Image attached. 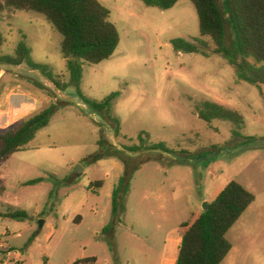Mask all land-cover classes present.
<instances>
[{"label":"rangeland","instance_id":"374dc122","mask_svg":"<svg viewBox=\"0 0 264 264\" xmlns=\"http://www.w3.org/2000/svg\"><path fill=\"white\" fill-rule=\"evenodd\" d=\"M99 1L110 11L120 43L109 60L83 65L80 88L97 101L119 93V137L80 97L54 26L35 12L0 13L2 55L15 56L24 40L32 59L50 66L61 86L26 65L0 63V95L8 96L7 108H22L10 118L0 115V130L51 104L58 108L26 150L0 167V264H86L91 258L96 262L88 264H162L172 240L171 258L176 253L177 260L183 226L231 181L255 201L227 233L232 250L221 264H264V65L238 58L246 80L240 79L234 66L213 53L208 37L202 39L209 57L175 52L173 39L200 37L190 0L166 11L141 0ZM226 45L233 50L229 29ZM203 101L239 112L246 122L242 137L234 136L229 122L201 120L196 107ZM141 133L169 151L129 153ZM97 154L105 157L93 161ZM127 166L135 170L126 211L110 230L112 194ZM15 213L28 217L15 220Z\"/></svg>","mask_w":264,"mask_h":264},{"label":"trees","instance_id":"16d2710c","mask_svg":"<svg viewBox=\"0 0 264 264\" xmlns=\"http://www.w3.org/2000/svg\"><path fill=\"white\" fill-rule=\"evenodd\" d=\"M141 1L148 7L166 11L181 0ZM190 1L197 11L200 37L173 39L171 44L175 52L209 57V45L202 39L208 37L215 46L213 53L223 56L234 66L240 79L246 80L241 74L242 66L238 58L253 59L256 63L264 65V0H221V3L217 0ZM8 9L41 14L54 26L55 31L62 37L61 52L80 97L94 112L101 114L112 124L115 136L119 137L121 123L114 114L119 93H112L104 100L97 101L85 97L80 88L83 65H97L109 60L120 43L119 31L110 21V11L99 0H0V13ZM228 29L233 37V50L226 45ZM4 44L5 40L0 34V63L16 67L26 65L31 71L46 77L53 85L61 87L58 80H55L50 66L36 63L32 59L31 49L24 40L17 45L13 57L2 55ZM37 87L46 89L41 83H38ZM57 109L55 104H51L33 116L21 119L11 128L0 130V167L15 153L26 150L38 132L50 124ZM196 114L207 123L214 120L229 122L233 125L234 136L242 137L246 122L236 110L216 102L203 101L196 107ZM142 135L143 133L138 137L139 145L126 148L129 153H138L141 150L169 151L163 143L149 144ZM98 144L103 146L106 143L99 141ZM114 155L123 157V152L117 151ZM103 157V154H97L92 160L97 161ZM134 170L127 166L124 176L113 191V219L108 228L110 230L117 220L121 221L119 215L126 211ZM38 182L40 181L29 184ZM102 186V181L96 183L97 188ZM4 190L0 178V193ZM254 201L255 196L251 192L236 181H231L217 198L208 204L206 211L191 225L183 226L186 230L178 246L176 264H221L232 250V244L226 237L227 233ZM10 217L23 220L28 216L26 213H15ZM94 262L95 258L84 261L86 264Z\"/></svg>","mask_w":264,"mask_h":264},{"label":"crops","instance_id":"0c3cea01","mask_svg":"<svg viewBox=\"0 0 264 264\" xmlns=\"http://www.w3.org/2000/svg\"><path fill=\"white\" fill-rule=\"evenodd\" d=\"M1 94L2 95H0V99H1V101H0V115L8 116L10 118L11 112L19 111L22 109V108H18V107H13L11 105V103H10V105H8V108H7L6 105L8 102L6 99H8V96H5V92L1 93ZM24 104H25L24 102L21 103V106H23ZM35 110H36V108H33V111H35ZM19 119H22V117ZM14 123L15 122L13 121L10 126H12ZM4 127L9 128L8 126H4ZM178 244H179V241L177 243L176 248L179 246ZM167 247H168V250L166 251L165 256L162 260V264H176V253L174 254V259L171 258L173 256V248H174L173 240L169 241L167 243ZM4 253L9 256L10 251H8L7 253L6 252H4Z\"/></svg>","mask_w":264,"mask_h":264},{"label":"built area","instance_id":"2783aa9c","mask_svg":"<svg viewBox=\"0 0 264 264\" xmlns=\"http://www.w3.org/2000/svg\"><path fill=\"white\" fill-rule=\"evenodd\" d=\"M0 237H1V236H0ZM7 257H8V255H7ZM7 261H8V260H7ZM5 263H6V262H5ZM5 263H4V264H5ZM8 264H18V263L15 262V261H9Z\"/></svg>","mask_w":264,"mask_h":264},{"label":"water","instance_id":"95a60500","mask_svg":"<svg viewBox=\"0 0 264 264\" xmlns=\"http://www.w3.org/2000/svg\"><path fill=\"white\" fill-rule=\"evenodd\" d=\"M208 209V203L205 204L203 211H206Z\"/></svg>","mask_w":264,"mask_h":264}]
</instances>
